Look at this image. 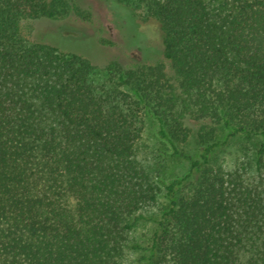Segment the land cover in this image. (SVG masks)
I'll use <instances>...</instances> for the list:
<instances>
[{"label": "trees", "instance_id": "16d2710c", "mask_svg": "<svg viewBox=\"0 0 264 264\" xmlns=\"http://www.w3.org/2000/svg\"><path fill=\"white\" fill-rule=\"evenodd\" d=\"M105 1L141 59L95 85L25 25L79 0H0V264H264V0Z\"/></svg>", "mask_w": 264, "mask_h": 264}, {"label": "rangeland", "instance_id": "374dc122", "mask_svg": "<svg viewBox=\"0 0 264 264\" xmlns=\"http://www.w3.org/2000/svg\"><path fill=\"white\" fill-rule=\"evenodd\" d=\"M212 5L218 4L224 0H209ZM83 9H89L92 15L91 23H84L76 20L74 17L50 20L34 19L25 22L28 29L33 34L42 39L45 35H52V41L62 48L69 51L79 52L81 55L91 58L96 69L91 75L92 82L95 85L100 84L106 79L103 68L111 63L117 62L121 66H126L131 61L141 59V52L136 48L124 49L123 41L119 29L114 22L111 9L105 0H79ZM139 31L142 33V44L151 48L159 47V33L156 28L148 23L141 24ZM105 39L111 42V45H102L99 41ZM156 125L152 119L146 121V132L144 142L151 151L158 148L159 141L154 137ZM237 150L235 147L226 149L222 154L225 161H231L235 158ZM165 176L183 175L187 166L182 161H172L165 159ZM146 228H139L138 234L145 232Z\"/></svg>", "mask_w": 264, "mask_h": 264}]
</instances>
